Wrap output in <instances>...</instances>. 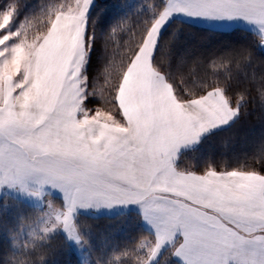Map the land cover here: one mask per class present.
Here are the masks:
<instances>
[{
	"label": "snow or ice",
	"instance_id": "obj_1",
	"mask_svg": "<svg viewBox=\"0 0 264 264\" xmlns=\"http://www.w3.org/2000/svg\"><path fill=\"white\" fill-rule=\"evenodd\" d=\"M91 4L52 0L15 29V0L0 10V184L36 178L62 188L67 208L57 221L72 235L77 205L142 202L157 238L139 264L166 240L187 264H264V146L244 169L176 163L182 146L240 112L253 85L233 100L229 81L251 52L197 57L191 63L207 71L192 76L173 70L172 38L161 43L175 13L242 16L264 30V0H159L151 16L121 17L100 34ZM100 44L102 66L90 79ZM255 88L264 104V83Z\"/></svg>",
	"mask_w": 264,
	"mask_h": 264
},
{
	"label": "trees",
	"instance_id": "obj_2",
	"mask_svg": "<svg viewBox=\"0 0 264 264\" xmlns=\"http://www.w3.org/2000/svg\"><path fill=\"white\" fill-rule=\"evenodd\" d=\"M8 4L13 0H0ZM20 9L19 20L39 13L52 0H15ZM159 0H95L89 11L90 24L95 20L98 34L107 31L117 19L131 17L140 21L153 14ZM171 39L172 67L192 76L203 75L204 66L191 61L197 57L210 58L227 51L251 52L248 60L236 69L229 81L228 92L233 95L248 84V96L241 101V110L226 127L211 132L196 148L181 154L178 166H193L202 171L208 164L217 170L251 167L252 158L264 146V104L259 100L255 85L264 83V49L261 37L246 28L217 30L203 27L181 19H172L161 32V43ZM119 40V38H117ZM103 45H94L88 61L90 79L102 66ZM183 61V63H180ZM255 77V79H253ZM192 86L191 84L189 85ZM98 103L96 97L89 98ZM257 166L264 168V161ZM15 203V205L12 204ZM13 207V208H12ZM130 212L114 216L78 215V227L82 238L91 251L96 264H139L137 257L147 253L140 249L143 239L152 238L151 232L142 224L138 213L131 212L132 223L119 228L122 219ZM43 211L12 196L0 199V264H81L79 257L60 232L51 235L29 234L25 227L39 221ZM153 264H183L168 248Z\"/></svg>",
	"mask_w": 264,
	"mask_h": 264
},
{
	"label": "rangeland",
	"instance_id": "obj_3",
	"mask_svg": "<svg viewBox=\"0 0 264 264\" xmlns=\"http://www.w3.org/2000/svg\"><path fill=\"white\" fill-rule=\"evenodd\" d=\"M94 1L95 0H92L90 9L93 6ZM2 3L3 2L0 1V10L4 9L8 4H10V3L8 4H2ZM19 14H20V9H17L14 20L12 24L10 25L12 29H15L17 26H19L21 21L24 20V19L19 20ZM219 126L220 125L214 128H211L208 131L201 134L199 138L200 141L198 140L196 146H194L193 148H196L199 145V143L202 141V139L207 137L211 132L221 129V128L216 129ZM195 142L189 143L185 145V147L192 145ZM189 148L182 151L179 154V156L183 154L184 152H187L193 149V148H190V149ZM176 163H178V159ZM24 184H25L24 187L14 185L12 188L5 190L3 196H6V195L12 196V198L15 200L25 202L26 204L43 211V215L40 217L41 219L39 221H36L33 224H28L25 226L28 229V233L29 234L51 235L56 232H60L61 234H63V236L68 241L70 247L75 251V253L79 257L81 264H96V263L91 257V251L89 249V246L87 245L85 240L82 238L81 233L79 231V227L77 223L79 214H85L89 216H101V215L114 216L117 214L130 212V214H126L124 219H122V223L119 225V228H122L128 225V223H132L133 220H129L130 217H132L131 212H136L138 213L139 218L141 219V222L144 225L143 215L142 213L134 211L133 202H129L125 204L124 208L121 210L110 209V208H106L107 210H102V204H99V206H97L96 204H90L88 206L77 205L75 207V210L72 213L76 234L72 235L70 234L69 230L63 226L62 222L57 221V216L62 215L67 208V200H66L64 190L60 188L59 186L51 184V183H48L50 187L47 190L45 188H40L41 184L39 183V180L36 178H29L24 182ZM9 185L10 184H8L7 186ZM12 204L15 205L14 202H12ZM52 224H56V227L54 229H51L50 231L45 232L44 231L45 227L51 228ZM148 230L151 232L153 237L143 239L140 242L139 247L141 250L147 253V256H150L148 249L152 246V243L156 239V236L153 231H151L150 229ZM77 236L79 237V239H77ZM164 251H166V249ZM163 252L159 253L158 251L157 253L159 254H156L154 257H151L149 264H153ZM171 253L174 256L172 250H171Z\"/></svg>",
	"mask_w": 264,
	"mask_h": 264
},
{
	"label": "crops",
	"instance_id": "obj_4",
	"mask_svg": "<svg viewBox=\"0 0 264 264\" xmlns=\"http://www.w3.org/2000/svg\"><path fill=\"white\" fill-rule=\"evenodd\" d=\"M175 18L176 19H181V20H184V21H187V22H190V23H194L196 25H200V26H203V27H208V28L217 29V30H231V29L238 28V27L249 29V30L254 31L255 33H257L261 37V39L263 41V49H264V30H262L261 26L258 23H256L255 21H250V20H248V19H246V18H244L242 16L209 18V17H199V16H195L194 17V16L185 15L183 13H175L167 20L165 25L162 27L161 32L168 25V23L172 19H175ZM233 119L228 121L226 123V125L222 124L219 127H217L216 129L226 127L229 123H231L233 121ZM197 142L198 141H196L195 143H193L192 145H189L187 147H185V145L182 146L180 148V150H179V154L182 151L188 149L189 147L193 148L194 146H196ZM8 184H10L9 186H11V187L7 186ZM14 185H18V186L24 187L25 184L24 183L22 184V183H19V182H17V183H3V184H0V198L4 195L5 190L12 188ZM49 187L50 186H49L48 183H44V184H41L40 188H45L47 190ZM129 202H133L134 211L142 213L144 225L148 229L153 231L155 236H156V238H157L156 227L150 220H148L145 217L144 210H143V207H142V202H139V201H129ZM129 202H126V203H114V204H111V205L102 203V210H107L106 208L121 210V209L124 208L125 204H127ZM175 238L176 239H181L182 238V231L181 230L177 231V233L175 234ZM168 248H171V250L173 251V254H174V256H175V258L177 260H179L183 264H187V262L184 260V258L175 251V241L174 240H166L161 245V247H160V249L158 251H159V253H161L165 249H168ZM159 253H157V254H159Z\"/></svg>",
	"mask_w": 264,
	"mask_h": 264
}]
</instances>
